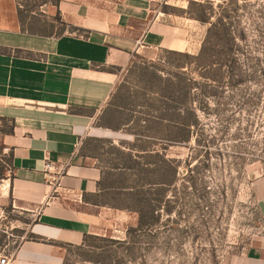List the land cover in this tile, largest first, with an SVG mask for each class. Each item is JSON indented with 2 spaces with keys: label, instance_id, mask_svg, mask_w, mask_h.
I'll return each mask as SVG.
<instances>
[{
  "label": "rangeland",
  "instance_id": "rangeland-1",
  "mask_svg": "<svg viewBox=\"0 0 264 264\" xmlns=\"http://www.w3.org/2000/svg\"><path fill=\"white\" fill-rule=\"evenodd\" d=\"M56 2L17 0L21 29L75 32ZM152 11L184 19L190 49L143 50L116 71L101 124L126 137L86 144L113 215L64 246V264H225L264 239L252 188L264 174V0H157ZM12 175L0 144V258L39 238L31 213L1 198Z\"/></svg>",
  "mask_w": 264,
  "mask_h": 264
},
{
  "label": "crops",
  "instance_id": "crops-1",
  "mask_svg": "<svg viewBox=\"0 0 264 264\" xmlns=\"http://www.w3.org/2000/svg\"><path fill=\"white\" fill-rule=\"evenodd\" d=\"M156 1L57 0L49 8L75 32L42 35L21 29L17 0H0V144L13 171L1 198L31 213L39 237L8 264H64V246L112 217L100 201L106 169L86 144L126 137L101 124L116 71L143 50L190 49L186 21L154 15ZM252 188L264 214V174ZM225 264H264V239Z\"/></svg>",
  "mask_w": 264,
  "mask_h": 264
},
{
  "label": "trees",
  "instance_id": "trees-1",
  "mask_svg": "<svg viewBox=\"0 0 264 264\" xmlns=\"http://www.w3.org/2000/svg\"><path fill=\"white\" fill-rule=\"evenodd\" d=\"M201 22H203V19H199ZM223 20L224 19H218V22L216 23V25H218L219 27H221V29L222 28H224L225 27V23H223ZM229 40H230V38H229ZM169 168L171 169V170H173L172 168V165L171 164H169ZM163 184H165V185H169L168 183H163Z\"/></svg>",
  "mask_w": 264,
  "mask_h": 264
},
{
  "label": "built area",
  "instance_id": "built-area-1",
  "mask_svg": "<svg viewBox=\"0 0 264 264\" xmlns=\"http://www.w3.org/2000/svg\"><path fill=\"white\" fill-rule=\"evenodd\" d=\"M0 264H8V258L3 256L0 258Z\"/></svg>",
  "mask_w": 264,
  "mask_h": 264
}]
</instances>
